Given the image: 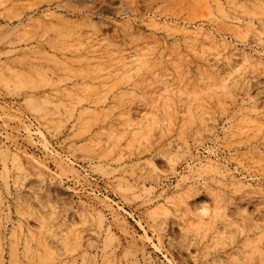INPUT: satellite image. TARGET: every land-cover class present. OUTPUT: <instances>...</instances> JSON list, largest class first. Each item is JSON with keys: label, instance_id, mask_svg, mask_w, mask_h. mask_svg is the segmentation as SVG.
I'll return each instance as SVG.
<instances>
[{"label": "rangeland", "instance_id": "obj_1", "mask_svg": "<svg viewBox=\"0 0 264 264\" xmlns=\"http://www.w3.org/2000/svg\"><path fill=\"white\" fill-rule=\"evenodd\" d=\"M0 264H264V0H0Z\"/></svg>", "mask_w": 264, "mask_h": 264}, {"label": "bare ground", "instance_id": "obj_2", "mask_svg": "<svg viewBox=\"0 0 264 264\" xmlns=\"http://www.w3.org/2000/svg\"><path fill=\"white\" fill-rule=\"evenodd\" d=\"M54 14V13H53ZM35 130V129H34ZM38 130V129H37ZM11 149V148H10ZM13 149V148H12ZM3 156H6V155H3ZM27 156V155H26ZM28 162H30V161H28ZM69 162V161H68Z\"/></svg>", "mask_w": 264, "mask_h": 264}]
</instances>
